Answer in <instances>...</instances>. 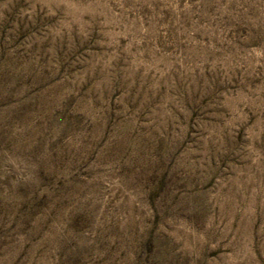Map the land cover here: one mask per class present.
Instances as JSON below:
<instances>
[{
	"label": "rangeland",
	"instance_id": "374dc122",
	"mask_svg": "<svg viewBox=\"0 0 264 264\" xmlns=\"http://www.w3.org/2000/svg\"><path fill=\"white\" fill-rule=\"evenodd\" d=\"M0 264H264V0H0Z\"/></svg>",
	"mask_w": 264,
	"mask_h": 264
}]
</instances>
